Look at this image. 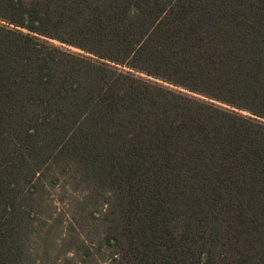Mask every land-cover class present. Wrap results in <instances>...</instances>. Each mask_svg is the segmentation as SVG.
<instances>
[{
  "label": "trees",
  "instance_id": "obj_1",
  "mask_svg": "<svg viewBox=\"0 0 264 264\" xmlns=\"http://www.w3.org/2000/svg\"><path fill=\"white\" fill-rule=\"evenodd\" d=\"M61 179L108 264H264V0H0V264Z\"/></svg>",
  "mask_w": 264,
  "mask_h": 264
},
{
  "label": "rangeland",
  "instance_id": "obj_2",
  "mask_svg": "<svg viewBox=\"0 0 264 264\" xmlns=\"http://www.w3.org/2000/svg\"><path fill=\"white\" fill-rule=\"evenodd\" d=\"M51 42L70 51H79L55 40ZM85 196L84 189L72 188L65 179L49 188L34 220L36 233L28 239L29 258L24 264L109 263L112 248L105 244L99 247L103 223L94 218L90 205H83ZM57 217H61V223L53 229L51 236L48 229Z\"/></svg>",
  "mask_w": 264,
  "mask_h": 264
}]
</instances>
